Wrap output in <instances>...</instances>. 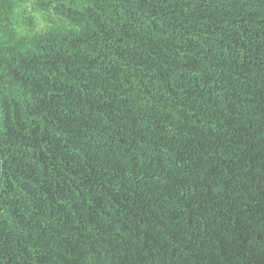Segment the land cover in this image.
I'll return each mask as SVG.
<instances>
[{
  "label": "trees",
  "instance_id": "1",
  "mask_svg": "<svg viewBox=\"0 0 264 264\" xmlns=\"http://www.w3.org/2000/svg\"><path fill=\"white\" fill-rule=\"evenodd\" d=\"M0 264H264V0H0Z\"/></svg>",
  "mask_w": 264,
  "mask_h": 264
}]
</instances>
